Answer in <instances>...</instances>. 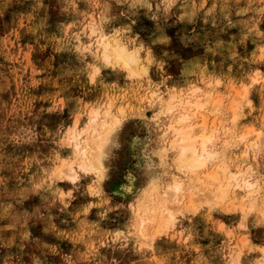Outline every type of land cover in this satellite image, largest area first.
I'll list each match as a JSON object with an SVG mask.
<instances>
[{"label":"rangeland","instance_id":"374dc122","mask_svg":"<svg viewBox=\"0 0 264 264\" xmlns=\"http://www.w3.org/2000/svg\"><path fill=\"white\" fill-rule=\"evenodd\" d=\"M95 111L117 127L104 175L69 134ZM186 112L214 132L201 172L169 146ZM221 167L225 200L202 179ZM0 264H264V0H0Z\"/></svg>","mask_w":264,"mask_h":264},{"label":"bare ground","instance_id":"6f19581e","mask_svg":"<svg viewBox=\"0 0 264 264\" xmlns=\"http://www.w3.org/2000/svg\"><path fill=\"white\" fill-rule=\"evenodd\" d=\"M115 42H116L115 44H111L109 41L103 42V43L101 42L103 46V57L105 58L106 61H109L111 63L112 62L117 63L118 65H121L123 68H126L129 71L130 70L134 71L137 68L138 62L140 60L139 57L137 56L138 53L136 52L137 53L136 55V53L130 51L125 46V44L123 45L117 41ZM192 93L194 94V91H192ZM174 97L175 96H173L169 101V107H168L169 110H172L175 108L174 105L176 104L172 105ZM208 100L209 98L207 97L206 101ZM181 106L184 109H189L190 107L201 108L203 104L199 100L192 101V102L191 100H183L181 101ZM98 112L95 111L91 113V116H90L91 118H90L89 124L87 128L85 129V131L84 130L82 132L76 131V128L74 127L75 129L74 128L73 130L71 129L69 134H70V139L74 141L75 143V148L81 153L83 157V160L80 164V168L86 172L95 171L98 174L104 175V170H105L104 160H105L107 151L109 149L110 143L112 141V137L117 127H116V123L114 125V124L106 123V121H104L103 123L98 122L100 118ZM178 117H179L178 120L177 121L175 120V122L171 124L173 138L171 139V142L169 144V146L175 151V159L177 162V166L179 169L187 170L191 173L192 172L195 173L196 171H199V170L201 172V170L206 168L207 165L210 162H212L217 156L216 155L217 151L215 152L214 149L208 147L209 143L213 141L214 132L208 134L205 131L206 124H207L205 123V121H202L201 123H198L197 125H193V124L188 125L187 123L191 120V115L187 112ZM83 132L87 134L86 138H82ZM90 147L93 148L92 151L90 150ZM221 168H220V171H212V172L210 171L209 172L208 170V173L206 172L207 174H205V176L202 179H204L205 182L207 181L210 187H212L213 183H218V185L215 188L208 187L210 189L208 188L207 189L213 195L218 196V199L225 200L226 198L229 197V193L230 191H232L231 187L233 186V182L236 180L238 174L237 175L227 174L226 176V171H225L226 168H224L225 170L223 168L222 170ZM72 171H75V170L72 169ZM222 173L224 174L223 177L221 176L223 175ZM254 185H255L254 183H251L246 178V180L243 181V185H236L234 188L246 189L248 192V195L249 194L252 195L251 189L254 187ZM181 190H182L181 181L175 179L173 183L168 187V190L165 192L164 196L168 198L171 195V193L169 195L168 191H171L174 195H176ZM233 193H234V198L237 197L236 192L233 191ZM159 203L162 204V207L164 208L163 210H165L166 207L164 206V202L162 201V199H160ZM152 207L145 208L143 210V216H141V223H140L142 229L146 228L148 223L150 222L154 223V221L157 220L156 219L157 217L155 214H156L158 207L157 209L152 208ZM163 210H160V211H163ZM160 218L165 223H170L171 216H168L167 218L165 217L164 214H162Z\"/></svg>","mask_w":264,"mask_h":264},{"label":"snow or ice","instance_id":"6c2138e0","mask_svg":"<svg viewBox=\"0 0 264 264\" xmlns=\"http://www.w3.org/2000/svg\"><path fill=\"white\" fill-rule=\"evenodd\" d=\"M97 74L96 69H92V75L95 76ZM68 196H71V193H67Z\"/></svg>","mask_w":264,"mask_h":264}]
</instances>
